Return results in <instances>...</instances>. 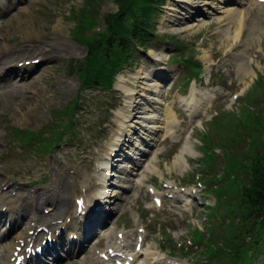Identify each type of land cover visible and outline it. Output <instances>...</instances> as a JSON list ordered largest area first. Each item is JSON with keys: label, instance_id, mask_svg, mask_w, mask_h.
Instances as JSON below:
<instances>
[{"label": "rangeland", "instance_id": "1", "mask_svg": "<svg viewBox=\"0 0 264 264\" xmlns=\"http://www.w3.org/2000/svg\"><path fill=\"white\" fill-rule=\"evenodd\" d=\"M8 1L0 0V4L5 5ZM99 1L98 5H101V11L98 23L93 20L92 25L83 31L84 39H87L95 29H106L103 17L108 11L118 9L116 0ZM171 1L173 0H165L166 4L159 6V10L156 7L152 8L155 9L154 17L157 16L154 23L157 34L146 48L139 49V52L134 55L133 63L122 73L131 78L133 76L131 71L137 72L146 64H148L147 66L154 64L153 59L169 62L172 65L166 66L167 69L173 68L175 71L170 73L166 70L169 74L166 79L173 76L174 81H168L170 84L168 87L166 86L163 97L169 93V88L173 86V89H179L182 98H186L190 94L189 90L192 92V87L190 88V85H186L185 82L192 76L191 70L196 71L200 66L203 67L204 78L197 82L198 99H202L204 95L209 97L213 93V89L217 88L216 103L211 101L209 105L210 108L213 107V110L211 111L209 108L207 114L189 128L187 134H190V140L194 146L193 152L196 155H186L184 166L183 164H174V159L180 152L183 142L176 147H171L169 139L167 141L168 148L156 146V149L161 153L155 160L157 170L148 172L150 170L142 168L145 175L144 182L140 185L135 183L134 186L129 187L123 193V199L116 204L118 207L123 205L119 211L126 210L125 215L120 216L116 222L121 230L124 227H132L135 230L131 217L137 215L142 219L145 215V211L142 210L143 206L153 208L154 204L148 195L150 194L148 193L149 186L158 185L162 190H165L166 184L171 181L183 184L191 181L198 182L197 174L201 176L200 179L203 183H206L208 178L223 179L226 163L223 152L231 155L233 150L234 157L249 158L248 156L244 157L248 153L249 144L243 142L244 138L249 140L248 134L241 130L248 128V122L252 121L253 115L260 116L259 118L264 116V6L254 3L252 0H189L190 2L176 0L180 6L175 12L168 9ZM228 2H230L229 5ZM90 3L96 5L95 0H19L18 4L1 11L0 44L8 43L13 50L26 48L32 51L17 61L14 59L13 63L18 66L20 63H25L26 60L31 62L33 59L40 60L37 65L34 64L33 67H30L32 69L29 72H25V68L21 69L18 66L19 69L16 72L7 74L9 76L5 78L6 80H0V86L6 83V87L11 85V87L5 88L6 90L0 89V179L4 180L0 189L2 198L24 194V192L33 197L37 191L53 188L58 177L63 184L70 183L73 187L80 186L87 175L88 178H92L95 161L100 154L104 153L107 142L114 132L115 112L117 108L124 105L126 98L124 92L121 93L116 89L107 92L98 88L86 90L81 93L80 99V102L85 104V108L75 109L82 85L78 76L70 72L72 65L77 60L79 62L87 57L90 48L74 36L73 27L76 20L73 17L75 14L83 12L84 7L90 8ZM227 5L233 6L239 11V15L242 17L239 28L231 17L221 12L223 8L220 6L227 7ZM198 13L206 25L185 30L188 25L196 22L198 15H194ZM87 15L90 16L89 13ZM175 17L184 20L179 23L174 22ZM219 18H222L221 22L218 21ZM81 20L80 17L79 22ZM25 25H29L31 32L40 33L42 39L27 38L28 32L22 30ZM93 25L96 26L90 30ZM237 32L240 33L238 38H236ZM55 38L65 40L70 48L67 46L68 50L61 51L60 53L63 54L60 56L52 55L51 59H46L43 56L42 47H44V43L48 45L53 43ZM106 47L107 43L100 42L98 45L101 51ZM46 48L50 49V47ZM113 50L110 49L107 54L100 52V56L103 55L102 62L115 59ZM187 58L192 60V67H188L189 69L182 66L181 62ZM123 59L125 58L121 56V60ZM240 59L245 62L250 71L247 76H244L238 69ZM175 60L180 61L181 64L177 65ZM163 75L166 76L165 73ZM209 79L211 80L209 81ZM30 81H33L31 86L34 85L37 87L36 89L25 88ZM247 92L250 93L252 101L246 99L244 101ZM232 93H234V97L237 96L236 99L231 98ZM169 98L167 103L177 100L175 94ZM31 101L33 109L25 120L20 114L19 107ZM70 106L74 107L69 108ZM243 107L251 112H247ZM67 109L69 110L66 111ZM60 110L65 111L63 117L59 115ZM57 116L62 119H58ZM71 116L75 117L73 128L77 130L80 140L70 139L71 135L66 134L63 135V138L71 141L59 143L55 147L54 142L57 140L49 139L34 141L27 145L24 144L23 137L20 139L17 135L18 130L21 132L30 130L52 139L62 130L61 126L56 128L57 123H66ZM182 126L188 129L189 125L185 123ZM27 132L29 131H24V133ZM203 138L206 139L208 147L214 143L213 150L222 149V143L224 144L227 140L234 141L231 144H226L224 151L218 149L214 153L215 167L208 172L202 170L204 167V163H202L204 157ZM62 140L61 138L58 141ZM45 142L52 148L51 152L45 151ZM245 161L246 164L250 162ZM118 163L119 165L123 164L120 161ZM114 173H116L114 178L120 183V179H118L120 172ZM237 174L239 177L242 174L247 175L241 171ZM217 184L218 182H215L214 186ZM203 188L200 187L198 196L202 195L201 189ZM26 195L24 196L28 197ZM216 195L213 190L207 188L206 194L199 200L204 202H196V208L190 216L184 212L183 220L180 217L182 213H179L183 211H176L173 207L175 202L169 200L165 201L160 211L147 210L146 223H149L148 217H152L150 212L156 213L153 223L149 224L150 228L154 225V230L149 229L154 232L153 236L156 237L152 239L153 236H151L148 243L162 245L166 250L179 255L182 251L178 244H181L182 247L189 245L190 253L191 251L195 253L194 264L203 262V258L208 259L204 243L194 240V229L198 227L206 235L209 226L214 225L212 231L219 236L220 241L228 237L229 234L225 231L227 224L211 221L208 217L209 210L202 209L205 203L213 205ZM226 200H229L228 196ZM49 206L41 204L38 210H30L28 215L35 217L37 211L47 215L43 208H50ZM111 207L108 208L111 209ZM115 213L116 211L112 213V219H114ZM234 214L239 217L237 210ZM117 215H115V220ZM215 215L219 220H223L217 211H215ZM246 239H249L248 235ZM191 242L193 245L190 246ZM79 260L83 261L81 258ZM220 263H223L221 258L216 259L212 264ZM87 264L91 263L87 262ZM258 264H264V255Z\"/></svg>", "mask_w": 264, "mask_h": 264}, {"label": "bare ground", "instance_id": "2", "mask_svg": "<svg viewBox=\"0 0 264 264\" xmlns=\"http://www.w3.org/2000/svg\"><path fill=\"white\" fill-rule=\"evenodd\" d=\"M177 1H187L189 0H177ZM180 6V3L176 2V0L171 1L168 9L170 11H178V8ZM221 12L226 13L228 17H231L233 19V22H235L239 28V25L241 24V15H239V11L235 9L233 6H227L223 7L220 6ZM9 9V7L7 8ZM169 14H172L169 12ZM198 15V16H197ZM194 16L196 17V22L192 23L191 25H188L185 30L193 29L195 27H204L206 25V22L201 19V15L196 14ZM184 19H181L179 17H175L174 22H181ZM218 21H222V18H219ZM29 25H25L22 30H25L27 33V38H36V39H42V36L40 33L37 32H31ZM242 26V25H241ZM230 28V27H229ZM228 32V31H227ZM241 32V31H239ZM237 32L236 38L240 36V33ZM229 38V36H228ZM54 42L51 44L44 43V47H42V53L43 56L46 59H51L52 55L60 56L63 53H60L61 51H67L69 47V44L61 39L57 40L55 38L53 40ZM46 47H50V49H47ZM70 48V47H69ZM63 51V52H64ZM32 52L29 49L21 48V49H14L9 46L8 43H4L3 45L0 44V80L6 76L9 72H16L18 68L17 65L13 63L14 59L16 61L19 58H22L23 55ZM45 60V59H44ZM160 63L157 62L155 66V70L147 71L144 70V67L139 68V70L135 73V75L128 79L124 75H120L117 82H116V88L122 89L126 93L127 97V103L124 107L120 108L116 113V121L117 125L115 128V133L112 135V137L107 142V147L103 154H101L98 157V166L95 172V188L93 193L87 192L84 195H89L86 198V201H90L93 199V197L102 196L106 197V201L109 202H118L119 199H122V196H120L121 191L125 192L130 186L133 185V181L136 183L141 184L142 183V177H138L134 179V175L137 174L136 170L139 168H134L135 166H140L142 163H138V161H135V164H131V162H127L123 164L122 166H125L122 169V172L120 174L122 175L120 177V183L118 181H115L114 174L112 171L115 169L114 166L116 161H118V157L120 158H129L132 153L139 154V152H143L144 142H148L149 144L152 143V140L156 142L160 132L164 129L168 133H171L172 135L175 134V130L177 129V120L175 119V116L173 114V110L170 107L163 106V100L162 96L164 95L165 91L163 88H160V80L158 78L159 73L156 71L159 69V67L163 65H159ZM12 65V66H10ZM30 67L33 66H24L26 72H29ZM210 68V67H209ZM238 69L241 71V73L244 76H247L250 74V71L247 69L245 62H242V59H240L239 67ZM172 71V68H170ZM33 81H30V83L25 87L27 89L32 87V89H36L34 85L31 86ZM136 83V86H135ZM196 93H194V97L189 99H183L184 104L188 106L189 110L193 114V116H198L199 114H196L201 109L203 98L205 100V104L210 103V99H208V96L204 95L202 99H200L199 103H194ZM33 103L32 101L28 104L22 105V107H19L20 114L23 116V118L26 120L30 116V111L33 109ZM207 107V106H206ZM203 111V110H202ZM205 111V110H204ZM164 115V117H162ZM140 147V148H139ZM123 150V152H122ZM137 150V153L134 152ZM192 147L190 148L188 146V141H185V145L180 150V152L176 155L174 159V164L176 165H182L185 163V158L188 153H192ZM117 156V157H116ZM116 157V158H115ZM159 157V154L157 152L153 153L150 157V160L147 161L145 164V168L147 170H156V164L155 160ZM137 156L135 157V159ZM134 159V158H133ZM118 166V165H117ZM129 167H132V170L128 169ZM118 172V171H114ZM4 180L0 179V187L3 184ZM59 184H61L60 180H58ZM6 185V184H5ZM1 189V188H0ZM83 189H93V186L89 183L83 184ZM47 197V201L53 204H56L54 211L50 216H40V222H42L44 225L51 226V220L59 215H62L65 217L70 216V212L74 217H77V213L74 209H77L76 204H72V201L69 198H66L63 196V187L62 185H57L55 188V193L48 195L45 193ZM180 195V194H179ZM190 196V194H188ZM183 197L185 201V206H189L192 203V200L189 199V197ZM155 196H159L156 194ZM183 195H180L179 197H182ZM23 200L18 197H9L6 200L2 201L0 199V218L3 220V218L7 217L8 220H10L12 223V228L16 227V224L23 220L26 216V211L30 208H34L36 202H30L25 201L21 203ZM71 203V205H69ZM38 204V203H37ZM5 209V210H4ZM72 216V218H73ZM77 220V219H73ZM25 223H30L29 217L24 219ZM66 223V229L69 227L76 228L71 221L67 223V221H64ZM33 224L31 223V229H33ZM36 226V224H35ZM61 225L54 226L53 231H56L57 228H59ZM74 232L73 229H70ZM92 230V226L89 225L88 232ZM85 232V231H83ZM117 233V232H116ZM26 236L24 232L16 233L14 236L10 235V239H3L4 243L3 249L0 250V264H11L10 258L13 256L14 251L16 250L14 242L16 239L23 240ZM30 236V235H29ZM128 235L125 236L123 240H118L117 242L123 246L125 244V241H127ZM20 242L17 244L19 245ZM144 251L145 259L142 263L139 264H152L154 262V250L153 252L150 250ZM164 255V254H162ZM161 255V256H162ZM99 262H103V260L98 257L97 258ZM60 263V262H59ZM57 263V264H59ZM159 264H162L161 262H158ZM83 264V262L81 263ZM176 264V262L174 263Z\"/></svg>", "mask_w": 264, "mask_h": 264}, {"label": "trees", "instance_id": "3", "mask_svg": "<svg viewBox=\"0 0 264 264\" xmlns=\"http://www.w3.org/2000/svg\"><path fill=\"white\" fill-rule=\"evenodd\" d=\"M98 1V0H97ZM119 10L117 13H111L106 17L108 23V31L105 34H99V36L88 37L85 42L89 45L90 51L87 59L80 64L72 65L71 73L80 74V80L83 87L91 86L93 84H109L110 74L112 67H115V63L120 59L121 51H126L127 38L129 35L134 36V40H137L141 44L153 41V34L151 32V17L155 11L152 9V4L149 0H117ZM140 4L138 6L137 4ZM134 18L133 29L130 30L125 24L127 22V12H131ZM137 8H141L138 10ZM151 16V17H150ZM81 21L74 29L77 38L83 39V31L92 25L94 17L88 16L86 13L80 15ZM99 38V39H98ZM107 43L105 50L101 51L98 48L99 43ZM110 49L113 50L115 59L109 62H102L103 55L100 56V52L107 54ZM98 51V52H97ZM105 58V57H104ZM73 108V106L69 107ZM69 110V109H68ZM72 111V110H71ZM263 112V111H261ZM260 113V111H259ZM65 112H62L64 115ZM262 115V114H261ZM253 115L252 121L248 122V131L252 134L251 147L253 149L252 156L246 164L245 158H237L232 153L227 158V169L230 173L233 172H245L241 177L239 175L234 178L236 184L242 187L240 194L238 193L239 203L234 204L235 210L239 211V224L237 227L229 229L227 231L228 237H225V244L222 248L230 249L228 251H236L242 248V242L247 235L255 234V227L262 226L264 220V116ZM73 118L69 117L67 124H64L65 130H69L73 123ZM261 135V137H260ZM263 135V136H262ZM45 138L42 134L27 132L23 135V141H33L35 138ZM58 137H60L58 135ZM46 139V138H45ZM225 183V182H224ZM221 191H230L234 189V186L229 183L222 184L220 186ZM237 194V192H236ZM241 227H240V226ZM260 226V227H261ZM247 233V234H246Z\"/></svg>", "mask_w": 264, "mask_h": 264}]
</instances>
